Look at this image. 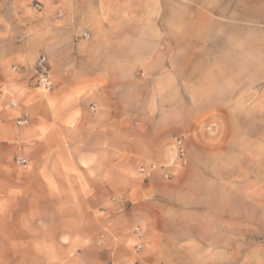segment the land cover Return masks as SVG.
Here are the masks:
<instances>
[{
  "label": "crops",
  "instance_id": "crops-1",
  "mask_svg": "<svg viewBox=\"0 0 264 264\" xmlns=\"http://www.w3.org/2000/svg\"><path fill=\"white\" fill-rule=\"evenodd\" d=\"M0 81V264H264V200H185L187 173L164 178L172 139L217 113L260 123L244 173L264 176V0H0Z\"/></svg>",
  "mask_w": 264,
  "mask_h": 264
},
{
  "label": "rangeland",
  "instance_id": "rangeland-1",
  "mask_svg": "<svg viewBox=\"0 0 264 264\" xmlns=\"http://www.w3.org/2000/svg\"><path fill=\"white\" fill-rule=\"evenodd\" d=\"M34 7L38 10L41 8L39 4H35ZM202 22L201 26H207L208 29H211L212 24L207 22L206 19ZM256 30L254 29L251 33L253 39H259L261 35L260 30ZM208 32L210 31H205L204 33L207 34ZM217 39L226 40L227 32L221 33ZM217 114L219 121L211 119L206 122L209 124L201 127L195 133L177 135L172 139L175 160L172 161L171 165L164 167L166 169L164 178L167 181H171L176 175L174 171L187 173V182L183 189L185 200L195 198L197 201L210 199L222 201L232 199L234 195L237 203L244 200H252L259 203L260 200H264V176L260 175L259 170L256 171V174L252 173L251 176H246L244 172L245 167H254L255 161L258 160L260 151L259 136L261 131L263 132V128H260V123H246V130L249 131L251 129L252 143H249L250 137L248 135L247 137L244 136L243 113H236L237 117L239 115L240 120L237 118V124L235 123V125L230 123V128L228 125L219 127V122L228 123L227 117L229 113ZM188 115V118H190L196 116V113H188ZM217 137H225L226 141L224 143L220 142V145H218L215 143V141L217 142ZM230 138L233 142L227 141ZM178 140H183L186 149L185 156L179 155ZM217 147H220L218 150L220 157H210L214 148ZM258 166L256 165V168ZM151 167L157 166L151 165ZM141 169L146 170L145 167H140L139 170ZM253 170L252 168V172ZM205 180H208L210 185ZM232 189H234V192ZM185 209L192 210L191 207ZM195 210L201 211L202 208L196 207ZM252 210L253 214L255 212L259 215V206L252 208ZM242 211L243 209L237 206V220L238 217L243 216ZM252 226H255V224ZM240 227L242 228L243 224L237 223V231H239ZM238 238L242 239L244 236L237 233Z\"/></svg>",
  "mask_w": 264,
  "mask_h": 264
},
{
  "label": "built area",
  "instance_id": "built-area-1",
  "mask_svg": "<svg viewBox=\"0 0 264 264\" xmlns=\"http://www.w3.org/2000/svg\"><path fill=\"white\" fill-rule=\"evenodd\" d=\"M14 70L16 71V68H14ZM35 81H36L37 88L41 89L45 92L49 93V92H52L54 89L52 70H51V67L49 65V60H48L46 55H41L36 62ZM4 91H5L4 84L0 81V94L4 93ZM16 123L19 126L28 125L29 120L27 118L18 119ZM177 144H178L179 155L185 156L186 149H185V146L183 144V140H178ZM17 162L20 164H23V165L26 164V160L17 159ZM141 172L144 173L145 169H141ZM113 201H117L123 205L125 204V201L123 199H113ZM134 234H135L136 238L138 239V243L136 244V249L140 250L143 247L142 231L139 228H137V229H135ZM108 264H124V263L110 262Z\"/></svg>",
  "mask_w": 264,
  "mask_h": 264
},
{
  "label": "bare ground",
  "instance_id": "bare-ground-1",
  "mask_svg": "<svg viewBox=\"0 0 264 264\" xmlns=\"http://www.w3.org/2000/svg\"><path fill=\"white\" fill-rule=\"evenodd\" d=\"M110 263V262H109Z\"/></svg>",
  "mask_w": 264,
  "mask_h": 264
}]
</instances>
